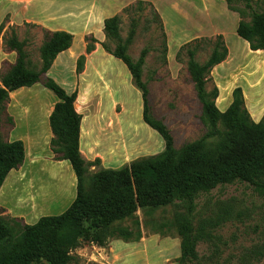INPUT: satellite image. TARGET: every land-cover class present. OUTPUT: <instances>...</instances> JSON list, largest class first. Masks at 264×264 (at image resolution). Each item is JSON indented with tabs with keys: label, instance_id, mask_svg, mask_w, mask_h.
Returning a JSON list of instances; mask_svg holds the SVG:
<instances>
[{
	"label": "trees",
	"instance_id": "1",
	"mask_svg": "<svg viewBox=\"0 0 264 264\" xmlns=\"http://www.w3.org/2000/svg\"><path fill=\"white\" fill-rule=\"evenodd\" d=\"M228 8L239 14L241 20L236 29L240 38L248 42L251 51H264V0H225ZM150 10L167 37L164 22L151 2L139 0L122 11L123 14H142ZM250 16L246 21L245 16ZM143 16V15H139ZM121 15L104 22L105 42L94 36H86V53L91 54L100 44L104 50L121 60L132 76L133 85L141 92L143 121L156 131L165 143L163 152L136 159L117 169L101 168L89 174L90 168L100 159L88 161L81 147V124L83 116L75 103L78 91L69 93L53 78L47 76L56 58L72 47L74 36L65 31L51 32L43 29L44 40L39 49L40 67L33 69L26 50L27 40H20L15 28L4 39L9 52H15L16 62L2 75L0 86V123L10 94L21 88L42 84L51 91L58 102L50 115L53 137L50 149L55 161H68L76 175V198L70 207L59 215H46L34 224H25L18 218H4L0 207V264H71L73 252L84 245L106 248L114 239L138 242L143 236L129 228L118 225L128 219L140 227L137 212L156 211L167 206L184 204L187 214L177 215L171 224L181 240L180 264L198 261V237L195 232L193 213L195 201L200 194L210 193L219 186L237 181L254 186L264 193V116L260 122L251 117L241 87L233 90V101L222 112L216 105L219 88L208 91L211 71L223 63L229 50L223 35L215 39L202 38L185 43L190 79L203 110L202 119L209 131L199 140L176 147V140L166 125L152 110L149 85L143 80V66L148 49L134 61L129 46L136 36L139 18H131L128 37L121 36ZM29 27H38L26 24ZM4 23L0 25V35ZM211 46V53L204 63L196 59L200 42ZM111 43L115 45L112 48ZM86 56L79 57L77 74L84 70ZM12 121V119H11ZM219 137L218 143L209 146V140ZM26 158L22 140L5 141L0 124V190L9 172L19 169ZM264 256L263 252L255 250Z\"/></svg>",
	"mask_w": 264,
	"mask_h": 264
},
{
	"label": "rangeland",
	"instance_id": "2",
	"mask_svg": "<svg viewBox=\"0 0 264 264\" xmlns=\"http://www.w3.org/2000/svg\"><path fill=\"white\" fill-rule=\"evenodd\" d=\"M219 1L224 2V0ZM133 17L139 18V25L136 29V36L129 46V54L134 61H137L141 52L145 48L148 49L142 78L150 88V101L154 115L163 120L172 131L176 147L179 149L187 143L201 139L209 131L208 124L202 119L203 110L194 84L189 78L187 49L181 50L183 46L176 49L177 43L172 40L170 50L166 33L168 48L165 51L163 32L159 29V24L150 10L142 14L121 15L120 28L124 40L128 37ZM244 19L250 21V16H245ZM3 23L4 29L0 35V86H2V75L11 69L17 59L16 53L9 52L4 43V39L11 36V28L16 29L20 40H27L26 50L33 69L40 67L39 49L44 40V33L40 27H29L26 23L13 24L8 17ZM169 27L171 35V25ZM217 36H206L199 39H215ZM199 44L196 59L199 63H204L212 48L203 41ZM226 45L229 55L223 63L211 71L209 76L211 81L207 89L211 91L214 86L219 88L216 105L224 112L233 101V90L241 87L251 117L254 121L260 122L264 116V51H251L246 41L240 38L235 30L230 31ZM111 46L115 48L112 43ZM117 61L125 67L120 60ZM125 91L126 112L123 106L113 105L114 113L110 100L105 101V113L112 118L108 126L111 129L115 128L116 126H113L115 123L112 122L116 120L118 123L119 118L122 117L133 124H143L144 129L141 130V136L146 142L140 145L137 140L133 141V151L120 157L121 160H117L116 149L119 147L117 141L110 148L102 144L97 150L86 152V158L92 161L100 159L98 165L90 168L89 174L109 165L112 166L108 168L117 169L122 163H131L139 158L156 155L165 149L162 137L143 121L141 92L134 85L132 91ZM50 95L54 94L42 84L12 92L6 110L1 116L0 124L3 126L4 135L8 136L14 124L13 120L11 121V114L30 112L28 110H32L31 115L15 116L35 119L36 123H31L38 131L44 133L42 125L44 121L41 119L43 116L40 110H45L44 112L49 114L50 108L55 103L51 101ZM85 102L87 101L82 99L78 108L85 106ZM19 125L21 130L28 131L27 123L20 122ZM133 137H136V132ZM219 139V137L210 139L209 146L218 143ZM134 142L138 146H133ZM26 151L30 163L41 160L46 167L50 166L52 170L47 173L34 174L28 179L24 178L22 179L24 183L21 182V178H14L10 175L1 190L0 206L1 215L4 218H18L23 223H32L42 216L59 215L66 211L70 206L65 203L58 206V201L54 198L61 192V186L64 187V191L72 187V184L67 174V166L65 163L54 160L48 143L40 147H27ZM102 154L105 162L100 157ZM66 163L71 168L70 163L68 161ZM69 170L73 172L72 168ZM69 194L67 190L65 197ZM47 203L50 206L46 207ZM187 212L184 204L171 205L156 211L140 209L136 214L140 227L136 226L132 219L118 222V225L131 228L135 234L140 231L142 236L160 234L162 237L179 238L177 230L169 223L177 215L187 214ZM193 222L198 237V261L189 264H264V256L255 252L259 250L264 253V193L251 184L237 181L233 184L219 186L210 193L200 194L195 201ZM120 244L125 247L121 253V264H147L145 262L146 252L136 247L138 245L123 242ZM149 253L151 254L152 251ZM166 254V251L161 252L160 249L155 254V258L151 257V261L155 264H164ZM73 257L71 264H106L104 250L96 245L85 244L83 248L73 252ZM34 264H47V262Z\"/></svg>",
	"mask_w": 264,
	"mask_h": 264
},
{
	"label": "crops",
	"instance_id": "3",
	"mask_svg": "<svg viewBox=\"0 0 264 264\" xmlns=\"http://www.w3.org/2000/svg\"><path fill=\"white\" fill-rule=\"evenodd\" d=\"M137 1L139 0H0V25L8 17L13 24H33L40 27L42 31L43 29L51 32L65 31L74 36L72 47L59 54L47 76L53 78L69 93L78 91L75 106L77 111L83 116L80 147L84 158L88 161L92 160L86 158V152L97 150L102 144H106L105 146L110 148L117 141L119 146L116 149L117 160H121L120 157L133 151V141L137 140L140 145H144L146 142L141 136V130L144 129L143 124H133L126 121L125 117H122L119 118L118 123L116 120L112 122L115 123L113 125L114 127L116 126L115 128L111 129L108 126L112 118L105 113V101L110 100L114 113L113 105L123 106L126 112L124 95L126 93L125 90H133L132 76L126 65L120 60L125 65V68L117 61L119 59L107 53L100 44L96 45L95 51L87 54V43L85 41L86 36H94L99 42H105V20L116 15H122L125 7ZM142 1L151 2L162 17L170 50L172 40L177 43L176 49H179L185 43L187 44L200 37L215 35H223L228 44L230 31H236L241 20L238 13L228 8L225 0L224 2L219 0ZM169 25H171L172 29L171 35L169 33ZM246 43L248 44V42ZM82 55L86 56V62L83 72L78 75L76 64ZM50 99L55 103L50 108L49 114L47 115L44 112L45 110H40L43 116L41 119L44 121V124H42L44 133L38 131L36 126L31 123H36L35 119L15 116L19 114L31 115L32 110H28L30 112L11 114L14 124H12V129L8 136L4 135L2 126V134L5 141L22 140L25 148L40 147L47 143L50 145L53 137L49 125L50 115L58 102V98L55 95H50ZM82 99L87 102H85V106L83 105L79 109L78 104ZM20 122L28 124V131L21 130ZM135 132L136 137H133ZM116 137L118 139H115ZM133 144V146H138L135 142ZM100 157L103 161L105 160L103 154ZM57 162L65 163L67 166V174L72 187L70 186V188L63 191L64 187L61 186L62 190L54 200L58 201V206L64 203L70 206L76 198V175L74 171L71 172L69 170L72 167L69 168L66 161ZM128 163H122L118 165V168ZM109 166H104V168ZM49 167H46L41 160L30 163L26 151L23 165L19 169L9 172L7 179L10 175H13L14 178H21V180L24 178L28 179L33 177L34 174L51 171L52 168ZM21 182L24 183V180ZM5 183L3 186H5ZM67 190L70 194L65 197ZM47 206H50L49 203L46 204ZM36 222H25V224H34ZM120 242L124 244L134 243L138 245L136 247L142 248L147 255L145 260L147 264H155L151 261V257L155 258V254L160 249L161 252H167L164 264H180L177 262V259L181 256L180 238L162 237L160 234L143 236L138 242L114 239L107 248L102 249L99 247L105 252L104 261L106 264H121V253L125 247ZM149 251H152V253L150 254Z\"/></svg>",
	"mask_w": 264,
	"mask_h": 264
}]
</instances>
